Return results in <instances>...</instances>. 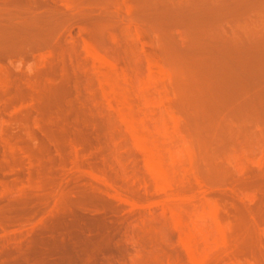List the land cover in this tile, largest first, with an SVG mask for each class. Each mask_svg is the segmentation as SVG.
Segmentation results:
<instances>
[{
    "label": "rangeland",
    "instance_id": "rangeland-1",
    "mask_svg": "<svg viewBox=\"0 0 264 264\" xmlns=\"http://www.w3.org/2000/svg\"><path fill=\"white\" fill-rule=\"evenodd\" d=\"M70 212L117 230L66 264H264V0H0V264H48Z\"/></svg>",
    "mask_w": 264,
    "mask_h": 264
},
{
    "label": "bare ground",
    "instance_id": "bare-ground-1",
    "mask_svg": "<svg viewBox=\"0 0 264 264\" xmlns=\"http://www.w3.org/2000/svg\"><path fill=\"white\" fill-rule=\"evenodd\" d=\"M93 54L94 57L98 59V61H100L108 68V75L106 76L108 98L110 97L109 99H112V101H114L115 104L119 107L118 110L122 118L124 119V122H126V124L129 126L136 140L145 141V137L137 130L134 119L131 116L130 105L126 96V87H121L116 82L115 77H118L119 79H123L124 82L129 85L130 80L128 75L125 73L119 75L115 69V65L111 61L107 60L96 52H93ZM159 70H162V68H159ZM62 87L63 89H61ZM64 87L65 86H60L59 90L57 88L58 91L54 90L55 92L51 93L49 98L47 97V99H49V101H46L48 102V104H46L47 107L53 109L52 107L56 105L55 108H57L58 106V109H60L59 106L61 105V102L60 104L58 102L60 98L65 94V90L67 89H65ZM67 91L68 89L66 90V92ZM57 103L59 105H57ZM52 135L54 137L56 136V133L51 132V136ZM56 137H59V135H57ZM146 150L148 153L150 166L153 169V174L157 177V179H160V177L163 178V182L167 184L169 182L168 173L163 166L161 155L156 146H151V148H146ZM169 196H171V199H174L172 198L173 196L171 194H169ZM174 197V200H176L177 197L175 195ZM176 212L174 214H177V217L180 219V223H184L182 217H180L181 215H179L180 212ZM100 218L98 217V219H96L94 217H87L76 212H70L63 217L57 218L49 227V233L51 234V237L45 238L44 241L47 256L53 257V259L48 261V264H66L71 259L72 255L70 246L71 242L84 247L93 259H96V255H100V253L110 252V249H112L110 243H112L111 241L113 238L111 234L112 227L107 224L108 222L106 223ZM184 225L186 226V237L189 240L190 244L196 242L195 240L198 235H201L202 238L205 237L204 240L208 241V232L204 228H202V226L198 222L192 221L190 224ZM113 229V232L117 230V228ZM87 233H90V236H88ZM202 254H199L198 256L194 255V260L200 263L198 257L200 256L199 258L201 259L204 256ZM199 263L195 262V264Z\"/></svg>",
    "mask_w": 264,
    "mask_h": 264
}]
</instances>
